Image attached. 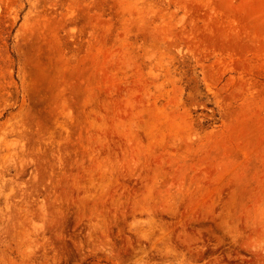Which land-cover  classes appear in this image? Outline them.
I'll return each instance as SVG.
<instances>
[{
	"label": "rangeland",
	"instance_id": "rangeland-1",
	"mask_svg": "<svg viewBox=\"0 0 264 264\" xmlns=\"http://www.w3.org/2000/svg\"><path fill=\"white\" fill-rule=\"evenodd\" d=\"M0 264H264V0H0Z\"/></svg>",
	"mask_w": 264,
	"mask_h": 264
}]
</instances>
